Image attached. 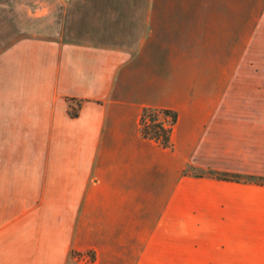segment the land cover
Wrapping results in <instances>:
<instances>
[{"label": "crops", "instance_id": "crops-1", "mask_svg": "<svg viewBox=\"0 0 264 264\" xmlns=\"http://www.w3.org/2000/svg\"><path fill=\"white\" fill-rule=\"evenodd\" d=\"M35 4L0 10V264H264V0Z\"/></svg>", "mask_w": 264, "mask_h": 264}, {"label": "rangeland", "instance_id": "rangeland-1", "mask_svg": "<svg viewBox=\"0 0 264 264\" xmlns=\"http://www.w3.org/2000/svg\"><path fill=\"white\" fill-rule=\"evenodd\" d=\"M37 0H0L1 8L0 10L8 17V20L12 19L10 25H14L19 30V37L26 36V30L28 29L27 24H29V20L32 18L34 14H38L37 5H32ZM158 121L163 124V120L160 117H157ZM165 124V129H167V124ZM74 259L78 262V264H86V262H90L93 258L92 253H74Z\"/></svg>", "mask_w": 264, "mask_h": 264}, {"label": "trees", "instance_id": "trees-1", "mask_svg": "<svg viewBox=\"0 0 264 264\" xmlns=\"http://www.w3.org/2000/svg\"><path fill=\"white\" fill-rule=\"evenodd\" d=\"M80 106L79 102H75V101H70L69 106H68V114L70 117L75 118L77 116V111L78 108ZM165 114L167 112H164ZM148 119V124L145 123V127L143 128V134L146 137L149 138H158L161 137L162 138V142L165 144L168 141V133L169 131L167 129H165L162 125V123L160 121H158L157 118V112L151 109H145L143 111V116L141 121L144 122L145 119ZM223 178H228L231 179L228 176H220ZM233 179H235V177H232Z\"/></svg>", "mask_w": 264, "mask_h": 264}]
</instances>
